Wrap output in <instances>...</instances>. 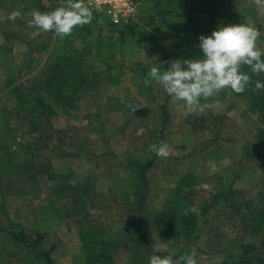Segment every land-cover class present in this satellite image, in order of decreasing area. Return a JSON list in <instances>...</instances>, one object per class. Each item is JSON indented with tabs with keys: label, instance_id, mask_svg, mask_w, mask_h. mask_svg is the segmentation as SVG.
Masks as SVG:
<instances>
[{
	"label": "rangeland",
	"instance_id": "374dc122",
	"mask_svg": "<svg viewBox=\"0 0 264 264\" xmlns=\"http://www.w3.org/2000/svg\"><path fill=\"white\" fill-rule=\"evenodd\" d=\"M16 1L19 0H0V27H4L6 15L15 10ZM64 1L41 0L37 9L45 7L39 11L51 12L66 4ZM211 6L219 22L227 8L244 15L248 24L259 30L256 44L264 51V7L256 5L254 0H218ZM27 14H21L23 23L30 16ZM105 30L102 29V34L94 30L86 39L90 47L80 69L85 84L74 108L65 114L54 106L41 136L26 135L29 133L28 119L23 122L27 128H20L17 120L8 119L19 116L16 111L11 109L5 113L7 124L0 128V147L9 148L6 154L10 167L5 168L4 173L0 170V240L4 236L17 237L21 231L32 241L30 246L24 241L25 253L35 258V250L42 254L34 263H27L19 258L25 256L23 251L17 250L18 257L13 253L15 247L6 241L3 242L5 247L0 249V264H87L78 230L93 227L101 231L102 238L116 239L115 244L105 248L113 257L110 264H147L143 256L147 259L146 255L158 253L175 255L178 249L155 235L152 228L148 232L142 231L144 247L135 254L133 243L125 239L135 232L123 225L132 221L129 210L136 176L134 164L130 163L148 161L150 145L160 141L168 143L172 151L167 158L157 156L156 164L146 174L150 192L145 200V211L152 214L158 211L177 179L191 170L198 180L188 194L192 203L189 208L200 227L198 239L188 244L190 250L187 253L195 248L197 264H230L226 256L230 251L242 253L244 250L239 248L252 243V255L264 257V230L253 234L241 219L245 214L242 208L245 202L252 200L257 208L264 197V155L258 156L253 147L258 116L250 112L244 100L232 99L229 88L223 90V95L211 98L221 101V109L205 110L196 117L177 111L176 104H163L167 94L164 89H153L149 97L140 86L149 50L139 52L125 63L115 55L113 64H121L116 72L97 56L100 51L97 37L101 35L108 38L109 43L119 44L122 35L115 31L107 34ZM43 33L33 44L35 47L55 35L53 31L47 35ZM76 48L80 49V46L76 45ZM159 51L151 50L153 57L148 62H164V68H167L166 62L177 59L173 52L167 51L165 56H160ZM118 98L122 99L120 106L124 113L107 114V100L113 102L114 107L113 99ZM203 103H210V100ZM160 104L165 105L167 118L161 114ZM1 105L14 106L5 93L0 96ZM20 130L25 134H13ZM3 156L4 151L0 150V157ZM173 158L178 161L174 163ZM11 160L23 169L12 170ZM178 163L181 167L177 168ZM75 185L88 186L87 195L78 190L84 203L80 213L81 202L70 198V188ZM221 191H227L228 198L217 201L202 213L204 205ZM124 192L129 194L128 198L122 195ZM227 199L241 205V212L236 213ZM150 223L143 226L149 228Z\"/></svg>",
	"mask_w": 264,
	"mask_h": 264
},
{
	"label": "trees",
	"instance_id": "16d2710c",
	"mask_svg": "<svg viewBox=\"0 0 264 264\" xmlns=\"http://www.w3.org/2000/svg\"><path fill=\"white\" fill-rule=\"evenodd\" d=\"M20 1L25 4L24 10L34 9L41 11L45 8L40 7V9H37L41 0ZM139 1L140 7L137 19L136 21L129 22L127 25L114 26L103 15H98L91 10L92 20L89 24L74 28L72 34L64 39H61L56 34L53 39L50 36L39 47H35L33 44H35L36 40L41 39L44 33L40 32L39 35L34 37L33 33L38 31V29L32 28L31 34L29 32L27 35V42L25 41L28 53L26 56L27 65H25V70H23L24 75L30 74L33 69L37 68L45 56L46 59L39 72L31 75L19 87L14 88L17 101L16 108L17 106L21 108L24 114H38V117L33 118L35 121L29 120V133L27 132L26 135L37 133L40 129L44 131V128L49 124L54 106L60 108L65 114H67L68 109L74 108L75 101L85 84L80 69L83 58L90 47L86 39L94 30H98L100 34H102V29H106L105 32L107 34H112L113 31L121 33L122 37L119 44H111L108 38H102L101 35L97 37V46L100 48L97 56H101L106 67H114L115 71L119 72L121 64H113L112 61L115 55L118 56L121 63H125L143 50L151 51L155 49L157 51L161 50L164 54L167 51L173 52L176 58L180 60L200 59L203 55L201 49L198 47L200 43L198 38L200 35L210 36L219 27L232 24L250 26L244 15L238 14L233 8H227L224 12L223 20L221 22L217 21L211 5L218 0ZM64 2L66 3L67 0ZM0 34L5 37L9 35V33L3 31H0ZM45 35H47V32H45ZM76 45H79L80 49H77ZM7 47L0 45V52L4 53V57L5 55L7 56L9 48ZM32 53L38 54L36 59L32 56ZM150 54L152 53L150 52ZM149 58V54L145 56L147 62ZM261 59L264 60V56ZM154 65L155 63L152 60L144 65L145 67L142 69L143 81ZM241 71L250 76L252 83L241 94L235 93L230 88L229 93L236 99L244 100L250 112L258 116V128L253 147L257 151V155L262 156L264 155V90L254 91V89L256 81L264 82V73H260L259 75L254 74L247 65H242ZM43 74L44 77H42ZM13 78H3L2 82L4 86L12 83ZM143 81L140 86L141 88H145L143 91L151 97L152 90L159 86L155 82H152L150 86L146 87ZM166 100H164L163 104L167 103ZM201 100L202 103L204 100ZM115 101L116 104H114V107L112 106L113 102L109 103L108 106L111 107H108L109 110L120 107L119 99ZM163 104H160L159 107L161 108V114L164 118H167L168 111ZM5 113L2 112L0 114V128L7 124V119L4 116ZM39 126H41L40 129ZM8 149L0 147V150L4 151V156L0 157V170L3 173L6 170L5 168L10 167V159L6 154V150ZM154 162L155 160L151 159L144 163H130L134 164L136 176L135 190L132 193L131 209L129 210L132 221H126L123 225L127 230L132 228V231L135 233L131 236L128 235L125 239L127 242L133 243L134 248H136L135 254H137L138 250L144 247L141 233L147 227L143 225L146 226L148 222H151L150 224L152 225L154 233L165 241L170 242L171 247L178 249L175 255H172L173 259L176 260L190 250V245L188 244L191 241L194 242L198 239L197 233L200 226L190 211L189 207L192 203L190 201V195H188L191 193L192 187L197 183V177L193 175L183 176L180 185L167 195L158 211L153 214L148 211L146 212L145 200L149 194V182L146 174L153 167ZM17 169L21 171L23 166L20 165L19 168L18 165L13 163L12 170L17 171ZM70 189L72 190L70 198L78 199L79 202L83 199H81L82 195H79L78 190H81L84 195L88 193V186L80 187L75 185ZM183 190L186 192L184 193ZM122 195L128 198L129 194L124 192ZM227 196V191L217 193L209 204L204 205L202 213H205L217 201L221 199L224 201V199L228 198ZM83 198L86 197L83 196ZM227 201L230 202V206L235 209L236 213L241 212V205L232 203L231 199H227ZM253 204H255L254 201L250 200L242 205L245 214L241 215V219L248 231L257 234L264 230V197L261 199L260 207L255 208ZM82 210H84L83 202H81L79 207V213ZM78 238L81 248L86 253L87 264L111 263V258L113 257L106 252L105 248L115 244L116 239L110 240L102 238L101 231L97 227H93L92 229H79ZM6 241H9L15 247L13 253L18 255L17 250L19 252L23 251L25 255L23 257L25 258L22 256L19 257V255L18 257L21 260H26L27 263H34L38 256L42 254L41 251L38 252L35 250V253H37V258H35L30 253H25L24 241H26L28 246L32 244V241L21 231L17 237H2L0 240V249L5 247L3 246V242ZM186 245H188L186 247L187 249H185ZM239 249L244 250V252L238 254L231 253L230 251L226 255L230 260V264H264V257L261 258L252 255L254 250L252 243L245 244L243 248L241 247ZM153 255L164 257L170 254L158 253ZM153 255H146L147 259L143 256V261L149 264V258Z\"/></svg>",
	"mask_w": 264,
	"mask_h": 264
},
{
	"label": "clouds",
	"instance_id": "9594fccd",
	"mask_svg": "<svg viewBox=\"0 0 264 264\" xmlns=\"http://www.w3.org/2000/svg\"><path fill=\"white\" fill-rule=\"evenodd\" d=\"M254 3L264 7V0H254ZM29 15L32 17L29 27L38 29L33 33L34 37L40 32L53 31L64 39L72 34L74 28L89 24L92 20V11L84 0H67L66 4L51 12L33 10ZM20 16V12H12L8 19L15 22ZM259 36L260 32L254 26H221L210 36H199L198 47L202 51V58L171 60L166 62V70L155 62L143 83L146 87L152 82L162 86L176 104L177 111L182 114L221 109L219 99L203 104L201 99L208 101L218 97L226 88L237 94L245 92L252 80L241 71L242 65L249 66L254 74L264 73V60L261 59L264 51L256 44ZM260 90H264V82L256 81L254 91ZM150 151L158 157L167 158L172 149L168 143L160 141L159 144L150 145ZM203 187L207 188L208 185ZM196 255L195 248L176 260L172 255H153L149 258V264H197Z\"/></svg>",
	"mask_w": 264,
	"mask_h": 264
},
{
	"label": "crops",
	"instance_id": "0c3cea01",
	"mask_svg": "<svg viewBox=\"0 0 264 264\" xmlns=\"http://www.w3.org/2000/svg\"><path fill=\"white\" fill-rule=\"evenodd\" d=\"M15 3H16L15 4V10H12V12H20L21 14H27V12H29L27 14L29 16V14L34 10V9L24 10V7L23 6L25 4H24V2L21 3L20 0L19 1H16ZM26 4L28 5L27 2H26ZM32 4L34 5V3H32ZM9 15L10 14L8 13V15H6V17H5V21H4L5 25H4V27H0V31L9 33V35L7 37H5L3 35H1V37H0V40H1L0 45H2L3 47H5V46L6 47L7 46L9 47V48L7 47L8 48L7 56L5 55V57H4V53H1L0 52V83L2 84V87H3V88L0 87V96L3 93L7 94L9 96V99L13 102L14 106L11 105V107L8 108L7 106L1 105L0 106V114H2V112L3 113L4 112H6V113L7 112H11V111H9L11 109L13 111L18 112L19 113V116H16V117L15 116H9L8 119H15V120H17L19 122V124L17 126H19L20 128H22V127L27 128L26 125L23 123L24 120L25 119H28L30 121H35L33 118L38 117V114H29V113L27 114V113H25V114H27V115H25L23 113V111H21V108H19L18 106L16 108L17 101H16V97H15V94H14V92H15L14 88L15 87H19L22 84V82H24L26 79H28L31 75H35L37 72H39L42 69L41 67H42V65L45 62L46 56L43 58V60L41 61V64L37 68L33 69V71H31L30 74L24 75L23 70H25V65H27V63H26V56H27V53H28L27 52V44H26V42H27V35L29 34V32L31 34V31H32V28H33V27H29V21L31 20L32 17L31 16L27 17L26 23H23V21L20 20V18H21L22 15L19 18H17L15 20V22H13V21H11V20L8 19V16ZM6 25L9 26L10 28H7ZM25 30H28V31L24 32ZM148 52H149V57L152 58L153 57V53L150 54V52H151L150 50ZM152 52H154V51H152ZM159 52H160L159 53L160 56H165V54H163L162 51H159ZM32 56L36 59L37 56H38V54L37 53H32ZM158 65H161L160 66L161 69H163V67H165L164 66V62L158 63ZM164 69L166 70L167 68H164ZM19 72H20V74H18ZM12 77H14L13 78V82L12 83H9V85H5L4 86V84L2 82V79L3 78L12 79ZM158 86L161 89L160 91H163L162 90L163 89L162 86H160V85H158ZM220 94L223 95V91ZM233 98L234 97H232V99ZM118 99H119V104L122 105V99H120V98H118ZM165 99H167L166 100L167 103L170 102V103L175 104L173 102L172 98L168 96V94L165 95ZM113 100H114V103L116 104V101H115L116 99H113ZM164 100H163V102H164ZM237 100L240 101L239 99H237ZM107 101H108L107 105H109V103H112V102H110V100H107ZM210 102H212V99H210ZM107 105H106V108H105L107 114L124 113V108L122 106H120L119 108H115L113 110H109V108H111V107H109ZM174 108H175V106H174ZM192 114H195V117H196V114L197 113H192ZM32 116H34V117H32ZM189 117L190 116L188 115V118ZM187 123H189V122H187ZM40 128H41V126H39V129ZM41 130L42 129H40L39 132L34 133V134H37L38 137L41 136L42 135ZM163 130H164V128H163ZM9 133H11V132H9ZM2 134H4V133H2ZM13 134L14 135L17 134V135L21 136V135H23L25 133H23V131L20 130V131L13 132ZM159 139H161V136H160ZM195 147H196V145H194V150H196ZM148 155H149V157H148L147 160L154 159L156 161L158 159L157 158V155L154 152H152V151L148 152ZM172 161L174 163H176L178 160L176 158H173ZM155 164H156V162H154V165ZM154 165H153V167H154ZM178 167H181V164L180 163L177 164V168ZM94 174H95V176L97 175V168L96 167L94 169ZM100 175H101V172L99 173V176ZM185 175H193L194 177H197V176H195L193 174V171H191V170L190 171H187L186 173H184L181 176L179 175L180 177L179 178L177 177L178 179H177V181L174 184V186H175L174 189H172L170 192L174 191L178 187V185H180L181 179ZM197 180H198V178H197ZM148 182H149V179H148ZM149 189H150V185H149ZM93 190H94V188H93ZM99 197H101V195ZM166 197H167V195L164 196V199ZM150 228H152V227L149 226V228L147 227L146 229H143V231L144 232H148V231H150ZM155 235H157V234H155ZM11 258L14 259V257H11Z\"/></svg>",
	"mask_w": 264,
	"mask_h": 264
},
{
	"label": "built area",
	"instance_id": "2783aa9c",
	"mask_svg": "<svg viewBox=\"0 0 264 264\" xmlns=\"http://www.w3.org/2000/svg\"><path fill=\"white\" fill-rule=\"evenodd\" d=\"M84 3L114 26L136 21L140 7L139 0H84Z\"/></svg>",
	"mask_w": 264,
	"mask_h": 264
}]
</instances>
